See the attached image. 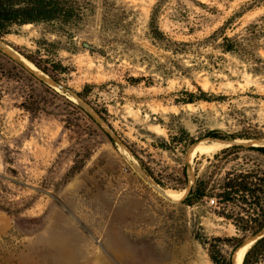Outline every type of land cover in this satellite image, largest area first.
Masks as SVG:
<instances>
[{"label":"rangeland","instance_id":"1","mask_svg":"<svg viewBox=\"0 0 264 264\" xmlns=\"http://www.w3.org/2000/svg\"><path fill=\"white\" fill-rule=\"evenodd\" d=\"M83 1L70 24L0 38L44 84L0 60V264H212L211 245L224 257L251 245L264 193L253 205L182 201L196 179L264 177L253 151L214 159L242 139L209 135L264 146V0ZM156 7L164 42L151 37ZM224 37L239 50L224 52ZM25 55L65 71L55 82Z\"/></svg>","mask_w":264,"mask_h":264},{"label":"trees","instance_id":"2","mask_svg":"<svg viewBox=\"0 0 264 264\" xmlns=\"http://www.w3.org/2000/svg\"><path fill=\"white\" fill-rule=\"evenodd\" d=\"M84 10V1L83 0H0V38L5 35H9L15 31L17 28L24 26L40 24V23H58V24H70L75 19L80 18L83 15ZM156 13L157 7L153 9L150 16L149 27L151 30V37L155 41L164 42L165 37L163 33L159 30V27L156 23ZM257 25H252L251 30L254 34L257 30ZM224 45L222 50L227 53H234L239 50L240 44L232 39L224 37ZM28 62L30 61L38 68L43 74L48 76L53 81L57 82L55 78L50 75V72H64L65 69L58 63L55 64L54 61H50V67H43L39 62L35 61L33 57L25 55L24 56ZM0 60H6V63L13 65V70H21L29 74V77L33 80L43 84L35 76L28 73L23 69L21 65L16 63L14 60L6 56L3 52L0 51ZM44 85V84H43ZM92 89L91 85H86L83 90L77 94L79 99L86 101L88 93ZM190 96L189 103L193 101V94H188ZM77 108L84 112L81 108ZM97 115L100 116L97 110H94ZM85 115L101 130V128L94 122L92 117ZM102 131V130H101ZM183 138L180 139L182 143L185 144V147L191 146L196 143V140L191 138L189 134L183 129L181 131ZM210 137L215 139L227 140V139H242V140H251L258 139L252 136H231V137H221L214 132L209 134ZM108 137V136H107ZM109 141H113L108 137ZM160 148L167 150L169 149V144L165 141H162ZM253 151L264 158V146H251L245 148L241 145H234L226 148L223 151H220L219 154H216L214 159H218L219 155L227 156L229 154L235 153L237 151ZM148 175L153 178L152 173L148 168H144ZM183 186L187 184V174L184 169L183 173ZM257 182H252V180ZM161 185L160 181H157ZM264 177H261L259 172H249L247 174H239L235 178L225 179L220 181L217 185L209 186L207 181L202 179H196L194 184L190 187L188 194L183 199L182 203L187 206H192L203 201L204 198L210 197L211 194L218 198L221 203L233 202L240 198L243 202L247 203L250 200V204H258L260 201L259 193H264ZM216 190L218 193H215ZM263 220L259 225L257 231L254 232V235L258 232H261L264 228V214L262 215ZM219 239H216L215 242H218ZM238 246V245H237ZM237 246L233 248L232 254L229 257H224L218 251H215V245H211V254L210 260L212 264H231V259L233 252L236 250ZM241 264H264V235L257 239L251 247L246 252L244 259H242Z\"/></svg>","mask_w":264,"mask_h":264},{"label":"bare ground","instance_id":"3","mask_svg":"<svg viewBox=\"0 0 264 264\" xmlns=\"http://www.w3.org/2000/svg\"><path fill=\"white\" fill-rule=\"evenodd\" d=\"M198 144L199 143L195 144L193 148L197 150L199 148L198 147ZM167 193H168V198H170V199H173L174 198V194L173 193H171V192H167ZM249 245L250 244L248 243L245 246H241L240 248L238 247L236 249V251L234 252L233 259H232L233 264H241L242 263V259H244V256H245V254H246V252L248 250V246Z\"/></svg>","mask_w":264,"mask_h":264},{"label":"water","instance_id":"4","mask_svg":"<svg viewBox=\"0 0 264 264\" xmlns=\"http://www.w3.org/2000/svg\"><path fill=\"white\" fill-rule=\"evenodd\" d=\"M85 47H86V48H89V46H88L87 44H85ZM36 70H37V69H36ZM241 141H242V140H232V141H230V142H226V143H228L227 146H234V145L242 144ZM243 142H244V141H243ZM245 143H248V141H245ZM194 144H195V143H194ZM189 189H190V186H188V190H187L186 195L188 194ZM161 194L163 195V197L167 198V196H166V194H165L164 192H161ZM185 197H186V196H185ZM167 199H168V198H167ZM263 235H264V230L261 231V232H258V233L255 234L254 236H252L248 241L254 239V241L252 242V244H253L257 239H259V238L262 237ZM248 241H247V242H248ZM245 243H246V242H245ZM243 244H244V243H243ZM243 244H242V245H243ZM252 244H251V245H252ZM242 245H240L239 248H240ZM251 245H250V247H251ZM250 247H249V248H250ZM237 248H238V247H237ZM235 251H236V250H235ZM232 259H233V258H232ZM232 259H231V264H233Z\"/></svg>","mask_w":264,"mask_h":264}]
</instances>
